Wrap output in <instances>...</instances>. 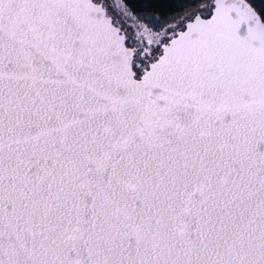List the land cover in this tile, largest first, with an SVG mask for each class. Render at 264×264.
<instances>
[{"label":"snow or ice","instance_id":"snow-or-ice-1","mask_svg":"<svg viewBox=\"0 0 264 264\" xmlns=\"http://www.w3.org/2000/svg\"><path fill=\"white\" fill-rule=\"evenodd\" d=\"M0 264H264V0H0Z\"/></svg>","mask_w":264,"mask_h":264},{"label":"trees","instance_id":"trees-1","mask_svg":"<svg viewBox=\"0 0 264 264\" xmlns=\"http://www.w3.org/2000/svg\"><path fill=\"white\" fill-rule=\"evenodd\" d=\"M140 2L143 3L144 0H140ZM168 2H169V0H162V4H166V3H168ZM168 14H171V13L169 12Z\"/></svg>","mask_w":264,"mask_h":264}]
</instances>
